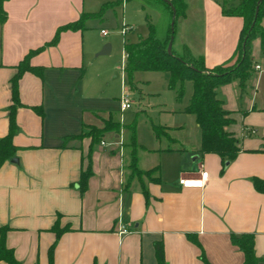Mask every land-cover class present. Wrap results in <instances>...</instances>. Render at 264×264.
<instances>
[{"label": "crops", "instance_id": "obj_1", "mask_svg": "<svg viewBox=\"0 0 264 264\" xmlns=\"http://www.w3.org/2000/svg\"><path fill=\"white\" fill-rule=\"evenodd\" d=\"M185 1V14L178 17L180 47L201 55L205 67L229 59L242 19L223 15L221 4L239 0ZM96 2L3 1L0 138L8 128L10 78L19 61L46 44L59 26L95 12ZM85 20L79 29L60 31L54 44L28 58L31 66L41 68L40 74L24 71L17 78L16 131L11 137L15 149L0 163L5 246L23 264H47L53 242L52 264H155L153 243L161 241L165 264H202L200 254L209 264H245L230 234H251L257 264H264V193L251 184L252 177L264 179V55L259 38L251 41L253 71L244 92L239 94L236 80L216 88L222 108L233 119L225 129L239 146L224 166L217 154L198 151L199 130L193 116L182 110L164 112L189 117L191 134L180 140L174 131L182 125H160L168 135L152 133L154 140L167 141L159 148L134 141L125 152L120 130L104 132L94 144L90 137L78 136L85 126L101 127L109 117L99 109L101 91L96 85L86 87L83 80L90 48L85 43ZM192 20L198 22L196 32L190 29ZM260 25L264 28V18ZM194 34L197 44L190 48L183 39ZM136 146V167L157 168L155 172L132 173L129 164ZM87 156L91 173L80 192L78 180ZM201 171H206L201 188L178 184L180 177L199 176ZM119 223L126 233L117 232ZM53 227L63 229L58 237Z\"/></svg>", "mask_w": 264, "mask_h": 264}, {"label": "trees", "instance_id": "obj_2", "mask_svg": "<svg viewBox=\"0 0 264 264\" xmlns=\"http://www.w3.org/2000/svg\"><path fill=\"white\" fill-rule=\"evenodd\" d=\"M3 1L0 0V24L6 18L3 10ZM127 1V0H126ZM146 4H155L162 6L159 16L155 23L146 22L147 34L136 41H124L123 52V72L126 77V83L129 87L133 86L132 74L136 71H162L167 73V87L175 91V99L180 100L183 94V82H191V93L188 103L182 108V111L193 116L194 122L199 130L200 153H215L225 162L232 160L239 151L238 139L232 132L225 129L226 126L233 123L230 113L222 108V101L216 95V88L232 80L237 81L239 94L241 95L246 86V80L253 71V62L251 58V41L255 37L259 38L260 48L264 55V28L260 21L264 18V0H239L237 3L221 4V13L226 16H239L242 19V25L239 31L238 41L232 56L224 62L212 67H205L201 55L193 56L186 46L181 49V54H177L172 48L174 38L175 20L185 14V0H140ZM161 5V6H160ZM173 8V12H172ZM255 8H257L255 13ZM165 11V14L163 12ZM98 15L97 12L90 14H81L73 21L59 26L52 38L44 45L54 44L58 34L62 30L79 29L83 26V21L88 17ZM173 21L172 28L170 22ZM171 39L170 54L166 52V45ZM44 45L29 50L16 66V72L10 78V90L12 104L8 113V128L6 134L0 138V163L12 157L15 147L11 143V137L16 131L14 122V107L18 105L16 81L19 75L24 71H30L40 74V67L31 66L28 58L42 49ZM234 55V63L226 65ZM41 113L39 108H34ZM119 124L113 122L110 117L103 121L101 127L87 126V130L81 132L78 136L90 137L91 144L97 143L102 134L106 131L117 132ZM156 137L163 129L160 125L152 126ZM134 143V140H131ZM133 174L150 175L157 168L148 170H139L135 165L134 152L131 154L129 164ZM90 161L87 156L86 168L80 172L78 185L82 192L86 187V180L90 175ZM157 180V177H155ZM252 187L257 192L264 193V179L252 177ZM55 237L63 231L62 228L53 227ZM4 228L0 229V260L6 264H23L17 261L10 248L4 244ZM187 237L191 238L190 235ZM230 241L237 246L243 253L245 264H257V258L253 253V240L251 234H241L236 236L230 234ZM54 242L47 250V264H52V250ZM155 264H165L163 259V249L161 241L153 243ZM202 264H209L202 254H200Z\"/></svg>", "mask_w": 264, "mask_h": 264}, {"label": "rangeland", "instance_id": "obj_3", "mask_svg": "<svg viewBox=\"0 0 264 264\" xmlns=\"http://www.w3.org/2000/svg\"><path fill=\"white\" fill-rule=\"evenodd\" d=\"M155 8L160 11L162 6L159 9V6L153 7L140 0H98L94 4V10L98 15L85 20V43L90 44V48L86 49L83 80L86 81V87L89 85V88H93L96 85L101 91L102 100L99 109L113 122L119 124L118 130L121 131L120 139L125 152L130 151L129 144L132 139L136 144L139 142L144 145L152 143L157 148L165 146L167 142L165 138H160V141L153 139V125H182V128L174 131L175 137L180 140L188 138L191 134L189 117L176 115L174 112H164L165 109L168 111L182 110L188 103L191 93L189 80L183 82V94L180 100H176L175 91L167 87L166 72L136 71L132 74L133 86L129 87L126 83L122 66L123 42H133L147 34L146 22L155 23L157 21ZM163 12L165 14L164 10ZM122 24L127 27L131 26L124 35L120 32ZM189 26L193 32H196L198 22L192 20ZM101 29L106 32L105 36L100 34ZM181 32L182 25L178 18L175 20L172 42V48L177 54H181L183 47H180ZM184 37L185 43L190 48H194L198 36L194 34L190 38L186 35ZM105 44L109 46L108 51L99 53ZM235 59L236 55L228 60L226 65L234 63ZM114 73L117 74L116 77H113ZM123 90L128 93L131 105L125 110H120L118 99L122 96ZM77 91L78 93L82 91L80 83ZM84 130H87V126ZM161 133L168 135L164 129H161ZM137 146L135 156L139 151Z\"/></svg>", "mask_w": 264, "mask_h": 264}, {"label": "built area", "instance_id": "obj_4", "mask_svg": "<svg viewBox=\"0 0 264 264\" xmlns=\"http://www.w3.org/2000/svg\"><path fill=\"white\" fill-rule=\"evenodd\" d=\"M128 29H129V27L122 25L120 32L122 34H125L128 31ZM100 33H101V35L106 34V32L102 29L100 30ZM254 68L258 69V66L254 65ZM118 101H119L120 110H125V109L129 108L131 105L129 95L125 90H123L122 96L118 99ZM100 144H103V141H100ZM205 176H206V171H201L199 176L180 177L178 179V184L184 188H186V187L201 188L204 185ZM116 230L119 234L126 233L128 231L127 228L120 223L117 225Z\"/></svg>", "mask_w": 264, "mask_h": 264}, {"label": "water", "instance_id": "obj_5", "mask_svg": "<svg viewBox=\"0 0 264 264\" xmlns=\"http://www.w3.org/2000/svg\"><path fill=\"white\" fill-rule=\"evenodd\" d=\"M256 10H257V8H255V13H256ZM173 11H174V10H173V8H172V12H173ZM172 26H173V21L170 22V27L172 28ZM108 47H109V46H108L107 44H105L99 53H106V52L108 51ZM170 48H171V39L168 41V43H167V45H166V52H167L168 54H170ZM116 76H117V74L114 73L113 77H116ZM225 164H227V162H225Z\"/></svg>", "mask_w": 264, "mask_h": 264}]
</instances>
